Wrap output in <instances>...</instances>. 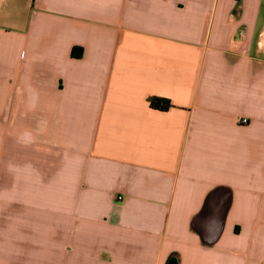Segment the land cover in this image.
Instances as JSON below:
<instances>
[{
	"label": "crops",
	"instance_id": "obj_1",
	"mask_svg": "<svg viewBox=\"0 0 264 264\" xmlns=\"http://www.w3.org/2000/svg\"><path fill=\"white\" fill-rule=\"evenodd\" d=\"M0 264H264V0H0Z\"/></svg>",
	"mask_w": 264,
	"mask_h": 264
},
{
	"label": "trees",
	"instance_id": "obj_2",
	"mask_svg": "<svg viewBox=\"0 0 264 264\" xmlns=\"http://www.w3.org/2000/svg\"><path fill=\"white\" fill-rule=\"evenodd\" d=\"M150 103L152 107L158 108L159 110H167L170 106L167 101L158 98L152 99Z\"/></svg>",
	"mask_w": 264,
	"mask_h": 264
},
{
	"label": "water",
	"instance_id": "obj_3",
	"mask_svg": "<svg viewBox=\"0 0 264 264\" xmlns=\"http://www.w3.org/2000/svg\"><path fill=\"white\" fill-rule=\"evenodd\" d=\"M215 194H216V191H213L211 194H210V196L208 197V200H210V199H212L214 196H215ZM201 215H199V217H200Z\"/></svg>",
	"mask_w": 264,
	"mask_h": 264
},
{
	"label": "built area",
	"instance_id": "obj_4",
	"mask_svg": "<svg viewBox=\"0 0 264 264\" xmlns=\"http://www.w3.org/2000/svg\"><path fill=\"white\" fill-rule=\"evenodd\" d=\"M240 122L241 123H246L247 121L245 119H242Z\"/></svg>",
	"mask_w": 264,
	"mask_h": 264
}]
</instances>
